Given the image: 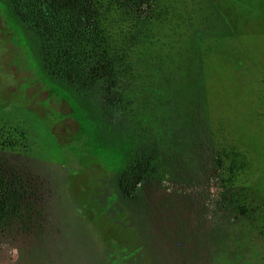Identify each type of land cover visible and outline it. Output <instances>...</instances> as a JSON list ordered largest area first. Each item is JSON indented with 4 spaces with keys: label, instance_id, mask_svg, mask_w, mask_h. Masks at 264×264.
Listing matches in <instances>:
<instances>
[{
    "label": "rangeland",
    "instance_id": "rangeland-1",
    "mask_svg": "<svg viewBox=\"0 0 264 264\" xmlns=\"http://www.w3.org/2000/svg\"><path fill=\"white\" fill-rule=\"evenodd\" d=\"M153 15L183 107L197 103L200 133L238 152L236 185L260 207L249 217L219 210L205 179L185 170L123 197L133 152L96 136L0 0V148L30 174L40 225L0 237V264H264V0H160Z\"/></svg>",
    "mask_w": 264,
    "mask_h": 264
},
{
    "label": "trees",
    "instance_id": "trees-1",
    "mask_svg": "<svg viewBox=\"0 0 264 264\" xmlns=\"http://www.w3.org/2000/svg\"><path fill=\"white\" fill-rule=\"evenodd\" d=\"M7 1L55 89L90 120L98 138L112 136L113 144L133 152L120 170L123 197H133L146 181L173 184L185 170L205 179L201 192L219 210L249 217L260 207L236 185L243 171L238 152L200 133L206 126L197 103L184 108L172 85L169 58L154 46L152 24L162 21L153 12L160 0ZM6 153L0 148V237L13 238L17 228L40 225L30 174H21ZM259 234L264 239V230Z\"/></svg>",
    "mask_w": 264,
    "mask_h": 264
}]
</instances>
